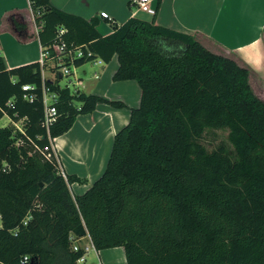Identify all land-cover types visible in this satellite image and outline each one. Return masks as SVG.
Here are the masks:
<instances>
[{
  "label": "trees",
  "instance_id": "trees-1",
  "mask_svg": "<svg viewBox=\"0 0 264 264\" xmlns=\"http://www.w3.org/2000/svg\"><path fill=\"white\" fill-rule=\"evenodd\" d=\"M30 1L42 46L63 25L67 43H86L104 61L116 54L112 78L136 80L140 101L114 133L103 172L72 194L79 177L36 148L48 143L39 62L7 68L0 54V118L25 117L24 132L0 126V264H79L70 239L79 224L96 249L122 245L124 264H264V99L250 69L154 20L131 16L102 36L95 16ZM45 82L59 95L52 137L99 101L125 106ZM24 83L35 85L32 101ZM207 128H227L231 148L208 150Z\"/></svg>",
  "mask_w": 264,
  "mask_h": 264
},
{
  "label": "crops",
  "instance_id": "crops-1",
  "mask_svg": "<svg viewBox=\"0 0 264 264\" xmlns=\"http://www.w3.org/2000/svg\"><path fill=\"white\" fill-rule=\"evenodd\" d=\"M50 1L55 7L85 19L95 16L97 31L102 36L131 16L192 34L210 51L230 55L240 65L247 66L249 84L264 99V0H152L154 14L137 10V0ZM100 11H106L109 17L101 16ZM15 21L23 27L17 29ZM41 24L35 21L30 0H0V54L7 68L39 60ZM102 61L87 60L76 64L74 74L69 76L73 79V89L66 86L72 93L98 94L106 99L121 100L125 106L115 107L99 101L92 111L78 113L71 126L54 137L52 143L65 176L75 174L79 177L69 183L72 194L83 193L103 172L114 133L129 121L130 107L137 106L140 101L136 80L112 78L118 66L117 55ZM46 68L56 75L53 68L46 66L43 69L45 80ZM92 250L90 264L125 262L122 245Z\"/></svg>",
  "mask_w": 264,
  "mask_h": 264
},
{
  "label": "built area",
  "instance_id": "built-area-1",
  "mask_svg": "<svg viewBox=\"0 0 264 264\" xmlns=\"http://www.w3.org/2000/svg\"><path fill=\"white\" fill-rule=\"evenodd\" d=\"M152 0H137V10H141L147 12L149 14H154L156 9L155 6L152 5ZM100 15L103 17H109L106 11H100ZM66 29L63 26L57 28L56 40L47 46H42L40 58L38 60L41 67V76H42V84H41V92H42V104H43V117H42V125L45 128L48 143L43 146H38L36 144V148L40 150L45 156L50 157L51 152L54 156H56V151L53 146V139L50 135L49 128L50 125L56 120L58 116L57 112V99H58V91L52 89L49 85L46 84L45 78L43 75L44 67L53 68L54 73L59 74L60 76H71L74 74V68L76 66V59H89L93 60L97 63H102V59L97 57L93 51L87 46L86 43H67L64 39L63 34ZM50 60H53L54 63H49ZM35 88L34 84L24 83L22 84V89L26 92L24 93V97L30 101L34 99L35 93L33 92ZM12 103L11 99L8 100V104ZM9 119V124L13 125L15 130L20 132H24V122L25 117L20 118H12L9 115L5 114ZM37 137H40L38 135ZM60 173L65 176V173L60 171ZM24 223L26 221L24 220ZM83 236H78L73 231L70 234L71 246L73 250L82 249V254L77 259V263H81L85 260L86 254L92 248H95L89 235V242L82 243L81 239ZM28 255L25 254L22 257V260H27Z\"/></svg>",
  "mask_w": 264,
  "mask_h": 264
},
{
  "label": "rangeland",
  "instance_id": "rangeland-1",
  "mask_svg": "<svg viewBox=\"0 0 264 264\" xmlns=\"http://www.w3.org/2000/svg\"><path fill=\"white\" fill-rule=\"evenodd\" d=\"M226 56L229 57V58H231V59H233L234 61H236L230 55H226ZM49 63H54V61L53 60H50ZM45 76H46L47 79L53 80L55 82H58L61 86L68 85L71 89H73V84H72L73 83L72 82L73 79H70L69 76H62V77H58L57 78V76L55 74H53L52 72H50L48 70V68L45 69ZM6 123H8V124L10 123L8 117L7 116H2L0 118V126L4 125ZM227 133H228L227 128H207V129H205V131L201 135V141L206 146V148L208 150H211V149L215 148L220 143H223L226 146H228L229 148H231V145H230L229 140H228V137H227ZM55 158L57 160V166H58L59 171L64 172V169H63L62 165L59 163V158H58L57 152H56ZM78 236H86V234H84V235H77V237ZM80 239H81V242L82 243L89 242L88 236L82 237ZM90 250L91 251L88 254L86 260H84L83 262H81V264H90V260H91V258H93V250L92 249H90Z\"/></svg>",
  "mask_w": 264,
  "mask_h": 264
},
{
  "label": "water",
  "instance_id": "water-1",
  "mask_svg": "<svg viewBox=\"0 0 264 264\" xmlns=\"http://www.w3.org/2000/svg\"><path fill=\"white\" fill-rule=\"evenodd\" d=\"M40 183H41V182H40ZM73 232H74L75 234H77V235H84V234L87 233V230H86V227H85L83 224H79V225H77V226L74 228Z\"/></svg>",
  "mask_w": 264,
  "mask_h": 264
}]
</instances>
